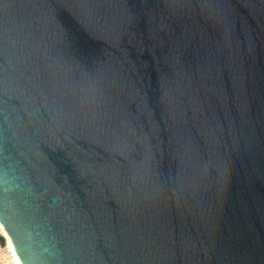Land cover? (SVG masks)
I'll return each mask as SVG.
<instances>
[{"label":"water","instance_id":"1","mask_svg":"<svg viewBox=\"0 0 264 264\" xmlns=\"http://www.w3.org/2000/svg\"><path fill=\"white\" fill-rule=\"evenodd\" d=\"M0 222L22 264H264V0H0Z\"/></svg>","mask_w":264,"mask_h":264},{"label":"rangeland","instance_id":"2","mask_svg":"<svg viewBox=\"0 0 264 264\" xmlns=\"http://www.w3.org/2000/svg\"><path fill=\"white\" fill-rule=\"evenodd\" d=\"M0 235H3L1 230ZM4 240V245H0V264H17L16 261L13 259L12 253L8 246V241L5 237Z\"/></svg>","mask_w":264,"mask_h":264},{"label":"bare ground","instance_id":"3","mask_svg":"<svg viewBox=\"0 0 264 264\" xmlns=\"http://www.w3.org/2000/svg\"><path fill=\"white\" fill-rule=\"evenodd\" d=\"M0 230L2 231L3 233V237H5L8 241V246H9V249L12 253V256H13V259L16 261L17 264H22L19 257L17 256L16 252H15V249H14V246L12 244V241L11 239L9 238L8 234H7V231L5 230V228L3 227V225L1 224L0 222Z\"/></svg>","mask_w":264,"mask_h":264},{"label":"trees","instance_id":"4","mask_svg":"<svg viewBox=\"0 0 264 264\" xmlns=\"http://www.w3.org/2000/svg\"><path fill=\"white\" fill-rule=\"evenodd\" d=\"M4 242H5L4 237L0 235V245H4Z\"/></svg>","mask_w":264,"mask_h":264}]
</instances>
